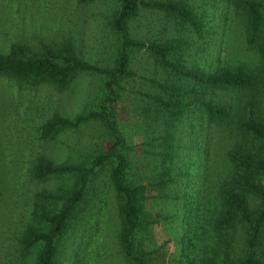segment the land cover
Wrapping results in <instances>:
<instances>
[{"label": "rangeland", "instance_id": "obj_1", "mask_svg": "<svg viewBox=\"0 0 264 264\" xmlns=\"http://www.w3.org/2000/svg\"><path fill=\"white\" fill-rule=\"evenodd\" d=\"M175 1L196 11L201 5V0ZM115 2L0 0V55H6L12 44L38 52L41 46L70 40L80 61L99 69L110 68L116 43L107 27V17ZM216 6L208 21L211 20L209 26L215 27V31L219 29L218 34L205 39L199 63L205 68L216 61L221 66L243 64L258 72L259 58L254 50L244 45L236 22L225 23L223 9L220 4ZM129 34L145 41L181 37L178 27L164 15L143 11L129 24ZM129 66L138 78L123 84L126 99L114 107L116 128L131 149L130 167L153 171L159 163L156 138L160 137L161 127L157 122L148 124L140 118L143 105L132 93H154L142 78L160 81L163 77L142 53H132ZM102 82L100 75L84 73L76 75L63 91L40 85L18 92L11 81L0 78V264H34L38 248L19 258L12 245L23 227L44 229L31 218L34 211L40 208L49 214L57 209L52 203L34 204V195L64 191L72 186V181L64 178L44 183L28 180L26 173L31 161L41 155L54 165L86 162L108 148L104 129L95 121L61 131L47 142L39 141L36 131L53 116L71 121L88 111L99 96ZM260 92L264 108V91ZM216 95L220 104L231 102L237 107L243 99L237 92ZM195 119H182L172 130L170 153L174 162L170 167L174 177L165 190L166 197L159 199L151 191L148 194L153 198L143 205L152 221L143 242L144 250L150 253V264L196 263L203 256V246L211 245L210 220L222 205L217 189L229 174L224 152L230 142L215 136L210 125L198 124ZM248 149L251 156L264 160V150L258 144L250 143ZM108 175V167L101 169L87 188L85 205L64 234L55 264H126L116 240V201ZM245 198L249 209L257 205L250 195ZM234 231L240 240L243 229L238 223Z\"/></svg>", "mask_w": 264, "mask_h": 264}, {"label": "trees", "instance_id": "obj_2", "mask_svg": "<svg viewBox=\"0 0 264 264\" xmlns=\"http://www.w3.org/2000/svg\"><path fill=\"white\" fill-rule=\"evenodd\" d=\"M89 4L95 0H76ZM198 11L175 0H116L107 17V27L115 37L116 54L113 65L99 69L80 61L70 40L58 45L41 46L33 52L20 44H12L6 55H0V78L11 81L18 92L40 85L57 91L65 90L78 74H96L103 78L99 96L88 111L65 120L53 116L37 127V139L47 142L64 130L75 129L87 121L101 125L109 141L106 151L97 152L86 162L54 165L43 156H36L26 178L36 183L69 179L72 186L54 193L34 195V204L57 206L47 214L38 208L31 218L43 230L23 227L12 245L19 258L38 248L34 264H55L56 253L78 211L85 205L90 183L98 172L108 167V179L115 197L118 218L117 244L126 264H150V253L144 250L146 229L152 224L145 213V201L166 197L165 190L173 183L172 130L182 119L196 117L198 124L210 125L215 136L225 137L229 149L224 152L229 174L218 186L222 200L210 220L211 245L203 246V256L192 264H264V160L249 154L248 145L256 143L264 150V0H201ZM220 4L225 23L236 22L243 43L259 58L258 72L243 64L221 66L218 61L201 66L200 53L205 39L219 30L210 27V13ZM155 12L172 21L181 37L162 41L132 38L129 24L140 12ZM199 44V45H198ZM142 53L163 77L142 80L154 93L136 91L135 99L142 105L140 118L161 127L156 138L159 150L158 167L153 171L132 169L130 148L117 131L114 107L126 99L124 82L138 78L130 69V55ZM238 93L243 99L238 107L231 102L220 104L216 93ZM244 94V96H243ZM174 131V130H173ZM172 133V134H171ZM1 169V164H0ZM259 177V178H258ZM145 182V183H144ZM0 189V198H1ZM242 194V195H239ZM257 201L249 209L246 196ZM243 229L236 239L235 224Z\"/></svg>", "mask_w": 264, "mask_h": 264}]
</instances>
